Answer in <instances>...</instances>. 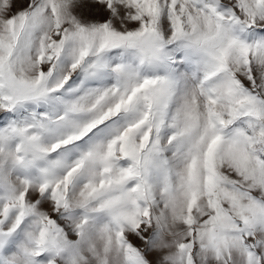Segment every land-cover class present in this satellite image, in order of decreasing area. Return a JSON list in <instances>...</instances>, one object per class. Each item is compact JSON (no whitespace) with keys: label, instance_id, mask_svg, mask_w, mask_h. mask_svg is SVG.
<instances>
[{"label":"snow or ice","instance_id":"6c2138e0","mask_svg":"<svg viewBox=\"0 0 264 264\" xmlns=\"http://www.w3.org/2000/svg\"><path fill=\"white\" fill-rule=\"evenodd\" d=\"M0 264H264V0H0Z\"/></svg>","mask_w":264,"mask_h":264}]
</instances>
